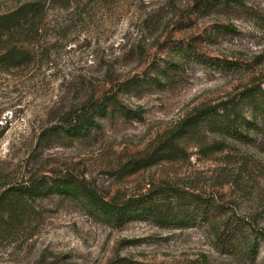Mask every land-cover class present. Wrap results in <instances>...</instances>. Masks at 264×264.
<instances>
[{"label":"rangeland","instance_id":"rangeland-1","mask_svg":"<svg viewBox=\"0 0 264 264\" xmlns=\"http://www.w3.org/2000/svg\"><path fill=\"white\" fill-rule=\"evenodd\" d=\"M25 1L0 0V12ZM42 1L38 33L23 36L35 58L0 64V191L33 174L72 176L169 216L114 222L81 196L28 198L16 226L0 227V264H264V128L251 143L204 124L174 137L198 108L246 104L241 93L264 86V0L214 10L204 8L212 0ZM113 92L137 114L115 111L81 137L60 128L65 112ZM242 112L251 118L250 107ZM54 126L61 135L42 140ZM172 138L176 153L120 172Z\"/></svg>","mask_w":264,"mask_h":264},{"label":"trees","instance_id":"trees-1","mask_svg":"<svg viewBox=\"0 0 264 264\" xmlns=\"http://www.w3.org/2000/svg\"><path fill=\"white\" fill-rule=\"evenodd\" d=\"M57 1V0H56ZM245 0H212L204 8L214 10L219 7H229L241 5ZM45 10L42 0H28L6 12H0V64L7 69L16 68L30 63L34 58L35 47L31 40L35 33H38L37 22L43 16ZM27 36L28 38H23ZM22 37V38H20ZM148 78H133L124 83V89L129 92L142 88ZM158 83L162 81V76L154 78ZM241 101L231 105L228 101L207 105L195 110L194 114L188 116L180 125L179 133L174 137H183L199 130L206 125L214 133L231 136L235 140L251 143L256 131L264 128V86L255 85L248 87L241 93ZM241 105L250 107L251 118L244 116ZM90 109H75L65 112L60 121V128L71 137H81L101 124L106 116L116 112L124 117H132L137 114L130 108L118 101L116 93H107L101 98L91 100L87 104ZM52 128V127H51ZM61 135L58 126L53 129L46 128L40 138L45 141L51 140L55 136ZM180 150L174 138L159 143L154 149L146 152L143 156L133 157L124 162L120 172L131 174L140 169L152 166L176 151ZM53 194L81 196L93 215H104L110 221L122 222L131 214H151L157 219H164L169 216L168 212L149 207L144 199L134 200L127 198L117 200L101 195L97 189L88 185L85 181H78L72 176L53 178L47 175L33 174L20 183H8L0 191V227L8 228L16 226L18 221L27 211V199H37ZM241 225H239L240 227ZM239 227H237L239 229ZM227 235H219L224 243L233 242L234 232L228 229ZM232 235V236H231ZM126 264V262H121Z\"/></svg>","mask_w":264,"mask_h":264}]
</instances>
